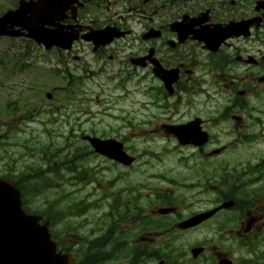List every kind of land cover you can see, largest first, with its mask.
<instances>
[{"label": "flooded vegetation", "instance_id": "flooded-vegetation-1", "mask_svg": "<svg viewBox=\"0 0 264 264\" xmlns=\"http://www.w3.org/2000/svg\"><path fill=\"white\" fill-rule=\"evenodd\" d=\"M60 24L72 35L71 50L53 52L71 58L72 76L105 75L117 100L138 107L140 92H148L154 139L175 149L168 127L180 125L213 139L212 148L181 146L207 161L202 176L211 175L210 186L195 183L199 164L145 182L139 163L112 165L121 193L136 187L131 204L144 193V207L127 206L128 238L105 239L104 263L264 264V0H72ZM126 123L119 132H140L141 120ZM170 177L191 181L199 211H214L194 228H178L183 220L171 198L179 184Z\"/></svg>", "mask_w": 264, "mask_h": 264}, {"label": "rangeland", "instance_id": "rangeland-1", "mask_svg": "<svg viewBox=\"0 0 264 264\" xmlns=\"http://www.w3.org/2000/svg\"><path fill=\"white\" fill-rule=\"evenodd\" d=\"M7 8V2L0 0L1 11ZM14 49H17V51H14ZM18 52L29 57V68H26L27 70L24 72H18L16 64L12 66V68L5 65V81L1 80L5 85L4 90L0 89V109L5 107L8 102L6 100L8 99L18 111L11 117L0 118V173H2V175L12 173L13 177H16L19 175V171L25 169V166L41 164V156H50L49 152L40 154L41 148H49L50 145H54L56 149H62L60 155L58 154L54 161L49 159L50 162L52 161L51 169L54 172L63 173L60 169V162L69 158L72 153L78 154L79 156L89 150L85 146V143L81 142L78 135L73 133L72 135L68 134L70 128L76 131L80 129L85 132H91L101 138H106L108 136L121 137V140L126 141L127 147L131 153L155 146L150 142V137L147 134L151 127L150 124H142L140 126V132L135 131V136H132V131L130 130H123L118 133L115 132L116 129L123 125V121L120 119L121 117L124 118V122L132 119L140 120L148 116L149 110H139L137 106L132 105L130 101H118L116 97L120 92L113 90L112 83L107 81L103 75L101 77L87 79L82 83V87L77 90V101L75 102L81 104L79 105L81 112L89 113V117L88 115L75 114L74 119L79 116L80 121H72V104L69 105L68 108L54 113L58 106L69 104L66 93L57 92L56 90L59 86H65L66 82L45 72L49 67H56L58 55L56 53L50 54L49 52H43L36 46L27 45L22 41L0 40V56L3 54V60L1 61H3L4 64H6L7 58L11 59L14 64L13 59L18 56ZM15 54L17 56H14ZM70 62L71 59L69 58V69L72 67ZM1 73L2 70H0V78ZM77 73L79 75V72ZM31 83H33L35 87L34 90L26 92V85ZM47 92L52 93V98L50 100L45 97ZM37 96L40 98L36 99L35 97ZM142 100H144V98H142ZM26 101H28L27 104ZM2 114H4V112H0V115ZM28 140H30V145L33 148L32 151H24V149L22 150L19 145L16 144V142L18 144H24ZM158 143H160V141L157 142V144ZM8 155L12 160H9ZM20 156H22V158H19ZM84 158L85 156L80 157L82 160ZM175 159L176 156L168 157L165 166H169ZM144 160L145 158L141 160V163ZM109 168V161L96 155H91L89 158L82 161L78 168H76V174L83 176L85 179L82 184L80 179L81 176L78 177L79 181L72 180L66 182L62 180L59 188L39 190L32 197L29 204L33 208H44L53 198L62 194L69 196L71 199L70 206L72 203H75V201L78 202L80 200L85 201L88 199V202H96L95 205H98V207H93L94 209L90 210L93 211L91 213L93 215L92 217L87 215L85 216L86 219H84L69 216L70 218L64 220L63 224L57 226V229H64V231H66L63 240L72 242L74 239L72 233H79L89 228L96 218L100 217L104 220L106 223L105 225L109 223L107 215L109 209L106 207H99V202L105 198L110 187H113L116 183V181H112L113 174H110ZM150 170L148 169L147 171ZM64 175L65 178L69 177L66 174ZM39 177V174L32 175L33 179ZM122 185L123 182H118L116 187L119 188ZM167 187L169 186L162 184V188ZM178 193L183 194L186 199V204H190L189 206H182V216L199 210L200 204L197 203L198 198L197 195H195L196 191H178ZM141 205L144 207L142 202ZM61 209L64 210L62 207H57V210L60 211ZM70 209H73V205ZM69 213L72 214V211ZM53 216H55V214H53ZM85 234H87L86 231ZM194 236L197 237L196 233ZM185 243L184 238L177 241V244L183 245Z\"/></svg>", "mask_w": 264, "mask_h": 264}, {"label": "water", "instance_id": "water-1", "mask_svg": "<svg viewBox=\"0 0 264 264\" xmlns=\"http://www.w3.org/2000/svg\"><path fill=\"white\" fill-rule=\"evenodd\" d=\"M71 0H45L38 7L32 8L33 20H26L24 29L32 33L38 43H44L46 48L59 46L68 48L70 42H64L55 31L38 29L37 24L48 25L54 14L59 13L62 6ZM6 14L0 19V29L5 23H9ZM39 32V34H34ZM4 33L0 32V35ZM95 152L125 165L133 160L122 151V145L115 141L102 142L97 139H89ZM201 220L197 216L181 225L182 228L193 226ZM37 217L26 216L21 211L19 193L15 186L0 180V264H54V260L60 256L54 254V245L50 242L46 228L38 226Z\"/></svg>", "mask_w": 264, "mask_h": 264}, {"label": "trees", "instance_id": "trees-1", "mask_svg": "<svg viewBox=\"0 0 264 264\" xmlns=\"http://www.w3.org/2000/svg\"><path fill=\"white\" fill-rule=\"evenodd\" d=\"M21 183H23V182H21ZM53 203H51V205H52Z\"/></svg>", "mask_w": 264, "mask_h": 264}]
</instances>
